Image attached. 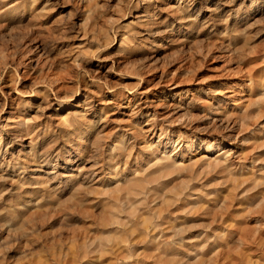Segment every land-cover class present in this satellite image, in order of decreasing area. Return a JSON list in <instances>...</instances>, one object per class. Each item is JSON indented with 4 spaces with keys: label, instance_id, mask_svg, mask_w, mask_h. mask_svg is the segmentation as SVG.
<instances>
[{
    "label": "rangeland",
    "instance_id": "rangeland-1",
    "mask_svg": "<svg viewBox=\"0 0 264 264\" xmlns=\"http://www.w3.org/2000/svg\"><path fill=\"white\" fill-rule=\"evenodd\" d=\"M0 264H264V0H0Z\"/></svg>",
    "mask_w": 264,
    "mask_h": 264
},
{
    "label": "bare ground",
    "instance_id": "bare-ground-1",
    "mask_svg": "<svg viewBox=\"0 0 264 264\" xmlns=\"http://www.w3.org/2000/svg\"><path fill=\"white\" fill-rule=\"evenodd\" d=\"M208 143H210V142H208Z\"/></svg>",
    "mask_w": 264,
    "mask_h": 264
}]
</instances>
